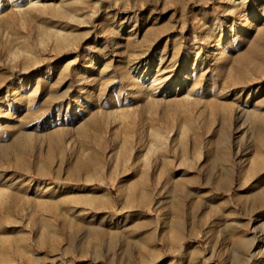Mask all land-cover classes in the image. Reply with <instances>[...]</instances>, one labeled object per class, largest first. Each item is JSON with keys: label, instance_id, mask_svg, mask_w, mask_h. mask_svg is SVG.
I'll return each mask as SVG.
<instances>
[{"label": "rangeland", "instance_id": "374dc122", "mask_svg": "<svg viewBox=\"0 0 264 264\" xmlns=\"http://www.w3.org/2000/svg\"><path fill=\"white\" fill-rule=\"evenodd\" d=\"M0 264H264V0H0Z\"/></svg>", "mask_w": 264, "mask_h": 264}]
</instances>
